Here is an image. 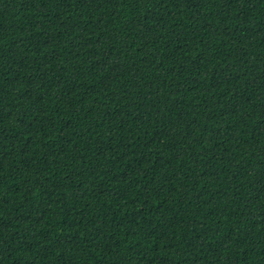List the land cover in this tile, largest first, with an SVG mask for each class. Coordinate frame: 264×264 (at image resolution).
I'll use <instances>...</instances> for the list:
<instances>
[{"label":"trees","instance_id":"obj_1","mask_svg":"<svg viewBox=\"0 0 264 264\" xmlns=\"http://www.w3.org/2000/svg\"><path fill=\"white\" fill-rule=\"evenodd\" d=\"M0 264H264V0H0Z\"/></svg>","mask_w":264,"mask_h":264}]
</instances>
